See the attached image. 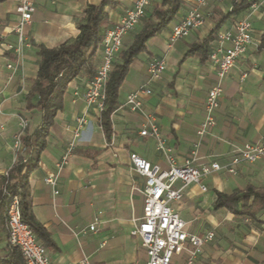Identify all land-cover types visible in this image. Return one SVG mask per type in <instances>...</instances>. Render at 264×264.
Here are the masks:
<instances>
[{"label":"crops","instance_id":"obj_1","mask_svg":"<svg viewBox=\"0 0 264 264\" xmlns=\"http://www.w3.org/2000/svg\"><path fill=\"white\" fill-rule=\"evenodd\" d=\"M161 1L150 0L145 17L123 38L114 65ZM234 1L207 0L201 7L204 24L168 46L172 26L197 6V0H182L172 21L148 40L145 51L132 59L111 116L110 139L99 125L97 109L88 107L83 98L90 78L82 72L68 84L63 108L57 112L46 146L27 180L32 214L49 235L51 244L45 248L53 264H81L84 258L89 264H133L145 260L140 239L131 234L143 214L138 189L144 180L132 170L130 154L161 169L168 168L170 159L178 165L186 161L217 162L220 169L203 178L205 192L197 185H189L183 190L182 199L171 204L185 221L189 234L214 235L193 264H264V201L256 205L250 198V215L215 208L219 193L237 194L248 185L264 189V157L254 163H231L236 148L245 143H264V0H256L260 5L254 11L248 7L224 21L209 42L204 58L200 53L185 56L231 11ZM97 2L35 0L32 20L22 29V43L14 31L19 21L15 0L0 2V260L11 252L1 183L23 149L21 138L33 134L41 124V113L34 107L37 97L30 100L31 108L26 98L36 77L39 46L53 48L75 39L79 34L76 23L83 16L84 7ZM134 2L120 0L108 12V26L118 23ZM243 17L251 23L252 44L219 80L209 51L216 44L217 34ZM154 58L165 60V71L160 79L149 82L148 65ZM101 59L98 48L94 70ZM219 81L222 94L214 113L216 125L199 136L197 129L204 119L208 91ZM143 85L150 88L151 94L142 97L140 111L132 112L126 106V97ZM82 116L85 123L79 126L76 120ZM148 116L155 119L159 139L140 135ZM22 120L27 122L25 128ZM16 139L21 143L18 148ZM56 164L62 167L52 187L44 178L54 172ZM236 207L241 209L240 204ZM93 223L95 229L90 231ZM186 259L187 254L182 253L174 256L172 263L185 264Z\"/></svg>","mask_w":264,"mask_h":264},{"label":"built area","instance_id":"obj_2","mask_svg":"<svg viewBox=\"0 0 264 264\" xmlns=\"http://www.w3.org/2000/svg\"><path fill=\"white\" fill-rule=\"evenodd\" d=\"M214 1L220 3L225 0ZM149 2L150 0H135L133 6L126 11L125 16L107 29L104 34L99 46L102 53L101 62L95 68L94 76L89 80L83 94L86 105L93 106L98 113L103 107L106 83L116 56L122 49L123 38L145 17V8ZM206 2L207 0H197V6L189 10L181 22L172 26L168 46H171L176 40L188 36L190 32L204 24L205 17L201 7L205 6ZM259 5L260 2L254 1L250 4L249 9L254 11ZM15 11L19 21L14 31L19 36V42L22 43V29L32 20L35 12V0H15ZM225 44L227 46H224ZM251 44V23L246 17L236 20L228 30L217 34L216 44L209 51V60L216 68L219 80L234 68L236 61L246 53ZM165 66L163 58L152 59L148 65L149 82L160 79L165 71ZM7 67L14 68L12 65ZM150 94L149 87L140 86L127 95L126 106L132 112L140 111L142 97ZM221 94L222 88L219 81L208 91L204 106V119L197 129L199 136H203L209 128L216 125L214 113ZM76 121L79 126L85 123L83 116ZM21 126L25 128L27 122L22 120ZM140 135L159 139V131L154 117L148 116L147 123L140 131ZM20 145L19 139H16L15 148ZM160 145L161 143H159ZM262 157H264V143H245L236 148L231 163H254ZM129 160L132 170L144 180L143 187L138 189L143 199V214L131 234L140 239L146 252V258L135 261L133 264H173V257L182 253L187 254L185 264H193L195 258L201 254L202 247L210 242L214 235L212 233L189 234L185 230V221L172 208L171 204L182 199L183 190L189 185H197L202 192H205L207 188L202 184L203 178L220 169L219 164L217 162L193 164L191 161H186L182 165H178L173 159H170L168 168L161 169L158 165L150 163L137 154H130ZM61 167L62 164H56L54 172L44 178L47 185L55 187ZM228 171L234 172L232 168H228ZM7 178L8 174L6 173L4 179L7 180ZM55 193L57 192L55 191ZM2 196L9 245L18 248L26 264H53L47 255L45 246L22 220L19 199L9 193L6 181L2 187ZM94 229L93 223L89 230L93 231ZM81 264H89L87 258H84Z\"/></svg>","mask_w":264,"mask_h":264},{"label":"trees","instance_id":"obj_3","mask_svg":"<svg viewBox=\"0 0 264 264\" xmlns=\"http://www.w3.org/2000/svg\"><path fill=\"white\" fill-rule=\"evenodd\" d=\"M3 0H0L2 2ZM256 0H235L231 11L224 16L212 29L210 34L200 43L193 45L186 53L189 56L200 53L204 58L208 44L220 29L224 21L247 9ZM120 0H98L95 4H88L82 11V18L76 23L78 36L57 47L46 48L39 46L37 56L38 68L34 83L27 94L28 108L33 97H37L36 107L41 113V124L33 134L21 138L23 149L16 156V161L8 171L6 188L12 196H17L20 203L22 220L31 228L38 240L44 245L51 244L46 230L35 220L31 200L28 193V175L37 166L39 156L46 146V137L53 125L54 118L63 108V96L68 84L82 72L91 79L94 76V55L102 43L104 34L110 28L108 12L115 9ZM182 5V0H162L152 14L144 20L142 29L133 37L129 48L120 55V61L115 64L109 74L103 107L98 115V122L107 139L112 134L111 116L117 108L118 91L128 72L134 57L146 49V43L172 21ZM252 204L264 201V189L248 185L244 191L237 194H217L215 208H225L238 215L252 214ZM240 204L238 211L236 206ZM4 209V198L2 196ZM0 264H26L21 252L11 246L7 258L0 260Z\"/></svg>","mask_w":264,"mask_h":264}]
</instances>
